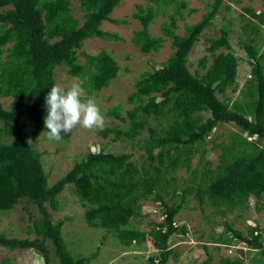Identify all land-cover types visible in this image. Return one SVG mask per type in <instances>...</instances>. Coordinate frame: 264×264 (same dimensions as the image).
<instances>
[{"label":"trees","instance_id":"1","mask_svg":"<svg viewBox=\"0 0 264 264\" xmlns=\"http://www.w3.org/2000/svg\"><path fill=\"white\" fill-rule=\"evenodd\" d=\"M78 1L81 23L70 14V0H0V97L10 98L7 108L0 103V211L24 200L35 205L39 213L26 230L32 238L6 237L0 233V247L33 250L40 255L42 264H52L50 251L56 258L53 264H84L94 256L96 252L87 257H73L60 233L62 221L53 222L45 207L47 203L56 211L57 195L72 184L74 194L85 206L82 216L88 226L105 229L124 246L140 244L148 236L157 254L148 257L147 264H166L173 255L168 238L175 231L185 232L184 226L177 228L173 219L186 202L185 192L189 189H185L187 186L179 189L178 202L170 205L161 201L154 189L160 186L165 174L181 166L188 169L196 145L205 142L219 124H230L234 130L228 135L229 143L219 145L218 163L213 169H205L200 177L202 184L196 183L193 196L200 206L208 203L212 207L219 204L233 207L251 195L264 208V47L259 52L254 45L260 29H264V0H260L258 11L250 6L241 8L247 17L240 16L244 19L241 29L246 38L240 39L239 45L249 61V76L245 91L239 90L243 98L231 102L224 94L226 88L234 87L237 67L230 45V22L217 27V36L205 38L204 49L210 62L207 63L206 55L197 60L204 72H190L186 66L187 55L202 32L213 24L221 0L208 4L209 8L189 25L187 35L171 29L175 26L174 13L181 16L183 0H148L144 7L136 5L137 11L132 16L141 28L133 32L130 41L139 52L147 53L162 41L149 35V22L177 4L169 21L161 24L173 50L158 68L141 74L127 97L131 106L125 113L119 111L118 105L101 107L106 116L127 123V128L115 124L96 132L101 137L112 133L115 139L132 138L152 117L154 124L147 128L148 135L142 144L146 162L136 165L127 153L100 149L88 152L55 182L47 184L40 152L33 147L31 135L39 130L47 114L45 97L54 85V67L66 66L71 76L87 75L83 84L87 91L107 86L117 73V65L107 52L101 50L92 55L82 51L85 62L78 64L75 50L87 38H118L99 26L102 21L123 23L109 17L120 0ZM6 44L9 46L3 48ZM236 146L239 148L235 149ZM145 199L161 203L162 220L156 229L143 231L128 224L131 219L139 220L141 202ZM223 225L231 237L253 248L264 261V245L253 234V228L244 237L227 222L223 221ZM194 264L210 263L202 260ZM216 264H240V261L223 257Z\"/></svg>","mask_w":264,"mask_h":264},{"label":"rangeland","instance_id":"2","mask_svg":"<svg viewBox=\"0 0 264 264\" xmlns=\"http://www.w3.org/2000/svg\"><path fill=\"white\" fill-rule=\"evenodd\" d=\"M183 1L185 5L180 8L181 16L173 10L177 6L174 3L172 9L166 8L163 13L155 16L149 22V35L159 37L162 41L157 48L151 49L147 53H141L130 41L133 32L141 28L138 20L132 14L137 11L136 5L144 7L149 4V1L120 0L110 12L109 17L123 21V23L115 24L110 21H102L99 26L102 31L115 34L118 38L108 40L97 37L87 38L82 42L81 47L75 50V61L78 64L85 62L82 51L94 55L103 50L114 59L117 65V73L107 86L96 91H87V86L83 85L87 96L95 99L100 107L118 105L119 111L125 113L131 106L127 97L134 90L135 83L141 74L158 68L173 50L169 38L161 31V24L167 23L170 13L174 11L175 26L171 27L172 31L187 35L189 25L199 19L213 0ZM151 5L154 8L155 5ZM225 5L229 8H225ZM245 6H250L255 11L261 9L260 0H221L213 24L208 30L202 32L186 58L188 70L202 74L204 69L198 67L197 60L202 55H206L207 63L210 62L209 54L204 49L207 45L205 38L217 36V27L230 22V45L237 58V67L234 87H228L224 91L229 102L243 98L239 90L242 88L245 91V80L249 76V61L239 45V40L246 38L244 30L241 29L243 20L247 18L241 9ZM70 14L79 23L82 22V10L79 8L78 0H70ZM241 15L244 16V19L240 17ZM260 30V35L254 42L256 50L259 52L264 47V29ZM8 46L9 44H6L3 48ZM219 50L226 51L225 49ZM4 54L5 52L1 54V57ZM87 78V75L71 76L68 68L63 65L55 66L53 69L54 84H61L65 87L75 80L84 82ZM218 97L221 98L220 95ZM9 101L8 97H0L3 108L8 107ZM203 114L206 116L207 112L205 111ZM115 124L122 129L127 128V123H119L117 119L106 116V126L111 127ZM153 124L154 119L148 117L145 127L140 129L137 135L124 140L112 138V133L101 137L96 131L77 127L70 134L64 135L61 141L55 142L47 140V129L43 121L39 130L31 135V140L33 147L40 152L42 169L46 174L47 184L51 185L71 167L73 162L85 158L88 152H96L100 149L115 154L127 153L130 156L128 158L130 161L136 165H142L146 162L142 149L143 140L148 135L147 128ZM232 130L234 127L230 124L215 126L204 139L206 141L196 145L190 157L189 168L185 169L181 166L175 172L165 174L160 186H156L154 189L161 201L168 205L178 202L179 189L185 186H187L185 189H189L185 192L186 202L182 203L173 219L177 228L179 225L184 226L185 232L175 231L168 238L167 244L172 249L173 255L168 258L166 264H194L202 260L216 264L223 257L237 259L240 264H264L253 248L247 247L242 241L231 237L230 232L225 231L223 225V221L227 222L232 229L239 231L244 237H248L249 229L253 228V234L256 233L264 245V208L260 207L253 196H248L233 207L225 204L212 207L208 203H204L202 206L198 205L192 193L196 183L202 184L200 177L205 169H213L218 163L221 153L219 145L229 143L228 135ZM255 141L259 143L258 140ZM237 148L239 147L236 146L235 149ZM202 180L205 182L204 179ZM56 198L58 201L56 211L51 210L47 203H45V207L53 222L62 221L60 233L71 255L87 257L96 252L84 264H147L148 257L156 256L157 252L152 247L148 236L140 244L132 243L129 246H124L118 242L114 235L106 233L105 229L88 226L82 216L85 206L74 194L72 184L66 185ZM140 212L139 220L131 219L128 225L146 231L150 228L156 229L162 220V208L158 200H143ZM38 216L39 213L35 205L19 200L11 209L0 211V233L6 237L32 238L33 235L27 233L26 230ZM102 235L105 237L101 238ZM40 259V255L33 250H7L0 247V264H42ZM49 262L56 263V258L51 251Z\"/></svg>","mask_w":264,"mask_h":264},{"label":"clouds","instance_id":"3","mask_svg":"<svg viewBox=\"0 0 264 264\" xmlns=\"http://www.w3.org/2000/svg\"><path fill=\"white\" fill-rule=\"evenodd\" d=\"M83 84L82 80H75L67 87L54 84L46 94L44 126L47 140L59 142L77 127L89 131L105 128V112L95 99L87 96Z\"/></svg>","mask_w":264,"mask_h":264}]
</instances>
